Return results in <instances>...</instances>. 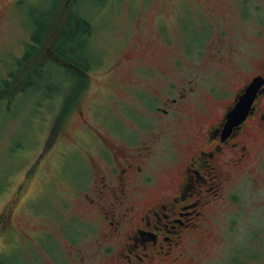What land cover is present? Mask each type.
Segmentation results:
<instances>
[{
    "label": "rangeland",
    "instance_id": "rangeland-1",
    "mask_svg": "<svg viewBox=\"0 0 264 264\" xmlns=\"http://www.w3.org/2000/svg\"><path fill=\"white\" fill-rule=\"evenodd\" d=\"M72 1L24 0V46L30 30L39 29V20L49 24L38 31V47L24 62V81L2 78L11 70L5 59H18L22 8L12 10L17 17L6 20L0 33V86L3 81L10 91L9 98L0 99V214L7 209L12 231L0 223V264H55L54 256L67 252L101 264L106 225L87 216L86 203L69 180L80 179L82 156L96 155L92 134L114 144L118 140L113 141L111 134L124 135L143 147L141 141L158 132L157 142L147 146L153 148L154 178L168 188L189 149L184 141L195 130L193 121H203L197 114H215L239 83L236 72L242 61L251 66V59L264 52V33H254L264 25V6L261 12L256 8L257 1L264 0L247 1L251 14L245 24L236 14L224 22L229 12L217 6L224 0H76L74 5ZM71 11L90 24V36L81 38L77 53L91 63L83 88L70 82L72 75L58 61L51 63L52 55L45 51L54 49L62 30L59 22ZM218 20L225 34H220ZM71 23L75 25L74 20ZM12 71L20 76L22 69ZM169 82L188 84L195 93L185 115L165 135L144 106L148 101L138 100L134 89L162 96L160 89ZM71 85L76 87V107L56 139L53 133L60 122L56 114ZM259 145L264 152V142ZM174 155L175 161L169 158ZM255 169L257 177L239 188L235 208H214L211 222L198 234L192 264H264V158ZM163 188H150L146 202L165 192ZM15 232L28 237L32 246L9 243L1 254L5 238L19 239ZM94 253L98 255L92 257Z\"/></svg>",
    "mask_w": 264,
    "mask_h": 264
},
{
    "label": "flooded vegetation",
    "instance_id": "flooded-vegetation-1",
    "mask_svg": "<svg viewBox=\"0 0 264 264\" xmlns=\"http://www.w3.org/2000/svg\"><path fill=\"white\" fill-rule=\"evenodd\" d=\"M224 1L225 3L217 4L218 9L224 8L229 12L224 22L232 14H236L240 22L245 24L251 14L247 6L248 0ZM263 6L262 1H257L256 8L260 12ZM19 8H22L18 28L20 36L16 41L19 55L17 60L16 56L13 59L4 58L10 62L7 68L11 69L2 77L8 80L7 82L17 81L18 78L24 81V58L29 55V47H38L40 29L30 30L24 46V0H0V33L5 30L6 20L14 21L15 14H12V10L16 11ZM75 17L87 26V32L80 36L88 40L90 24L83 21L80 15L69 13L66 21H75ZM220 21H216L221 30L220 34H225L226 30ZM65 29L58 34L54 49L48 48L45 51L51 53L50 58L58 61L57 64L72 75L70 82L75 81V85L83 88L91 63L75 55L73 58L58 55L59 51L60 53L64 51L62 43L66 39ZM254 33L263 35L264 25L255 29ZM14 60H19V65ZM250 62H253L251 66L244 61L239 65L236 73L240 74V81L228 100L220 104V109L215 114H197L203 121L200 122V119L193 121L195 130L189 136V140L184 141V146H188L190 151L188 149L176 180H173L168 188L164 189L152 172L153 148L150 150L147 145L159 139L157 131V135L155 131L149 132L152 125L149 124L148 130L144 132L145 136L149 133L150 136L148 135L146 141H141L142 145L146 144L141 147L135 145V142H130L124 135L111 134L113 141L118 140L117 144L104 139L100 134L94 135L91 126L84 121L83 125L96 140L93 141L96 155L95 158L91 156L92 154L82 156L79 169L81 173L77 176L80 179L69 180L76 195L85 201L84 205L81 200L87 216L106 225L103 238L108 244L103 245L102 252L99 253L101 264H192L190 257L194 255L198 234L207 222H211L214 208H235L234 202L238 201L239 188L242 185L249 186L248 182L251 183L257 177L255 165L264 158L263 149L259 145L264 142V52ZM18 66L22 72L20 76H14L12 70L16 71ZM27 78L28 75L25 80ZM254 78H259L261 85L255 93L247 115L237 126L225 130L226 115ZM75 85H71L69 94L62 99L61 107L56 114L60 117L59 126L53 133L56 139L61 135L60 127L65 128L69 115L75 110ZM134 91L138 100L142 101L141 97L148 101L144 106L149 108L148 113L155 117L156 125L165 135L169 129L177 126L179 117L185 115L184 108L191 102L195 93V89L188 84L180 87L172 82L160 89L162 96H159L158 92L147 96L142 88ZM59 101L61 100L58 99L57 103ZM149 139L151 140L148 142ZM169 158L173 161L177 159L176 155ZM158 186L165 192L147 203L150 188ZM83 221L89 222L86 219ZM0 223L4 230L11 229L7 209L0 214ZM15 233L19 239H13L12 236L5 238L1 254L7 250L9 243L17 248L32 246L28 237L19 232ZM97 255L94 253L92 257ZM53 259L56 261L55 264H89L91 260H86L79 252L59 254Z\"/></svg>",
    "mask_w": 264,
    "mask_h": 264
},
{
    "label": "trees",
    "instance_id": "trees-1",
    "mask_svg": "<svg viewBox=\"0 0 264 264\" xmlns=\"http://www.w3.org/2000/svg\"><path fill=\"white\" fill-rule=\"evenodd\" d=\"M75 2H76V0H73L72 4L74 5ZM55 9H57V8H55ZM71 13H73V12L71 11ZM54 14L55 13H53L51 20L54 19ZM43 23L41 20L38 21L39 29H41L42 27L44 28V25L45 26L49 25V24H43ZM51 23H52V21H51ZM59 26L62 27V29L66 28L64 30L65 31L64 37L66 39H65V42L62 43L64 51L62 53H60V51H59L58 55L59 56L61 55L62 57L64 55L66 58H73L74 55L76 57H79L77 53H79L80 50H78V49H80L83 45V40L81 39L82 37L80 36V34L82 35V34H85L87 32V30H88L87 26L84 25L82 23V20H80L79 18H77L75 20V25L72 24L71 21L69 22V20L65 21V20L61 19L59 22ZM68 38H70V43H69ZM29 48H30L29 49V54H30V50H32L33 48L32 47H29ZM26 60H27V58H24V62ZM51 63L55 64L56 60L51 59ZM2 83L3 84H1V86H0V87H2L0 89V99L9 98L10 95H8V93H10V91H9V88L6 87L7 83H5L3 81H2Z\"/></svg>",
    "mask_w": 264,
    "mask_h": 264
},
{
    "label": "water",
    "instance_id": "water-1",
    "mask_svg": "<svg viewBox=\"0 0 264 264\" xmlns=\"http://www.w3.org/2000/svg\"><path fill=\"white\" fill-rule=\"evenodd\" d=\"M261 81L259 78H254L249 85L245 88L243 94L238 98L234 107L226 115V122L224 125L225 130H229L237 126L247 115L252 100Z\"/></svg>",
    "mask_w": 264,
    "mask_h": 264
}]
</instances>
